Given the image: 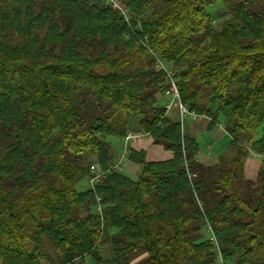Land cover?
<instances>
[{"label":"trees","instance_id":"trees-1","mask_svg":"<svg viewBox=\"0 0 264 264\" xmlns=\"http://www.w3.org/2000/svg\"><path fill=\"white\" fill-rule=\"evenodd\" d=\"M119 3L127 18L109 0H0V264H219L208 227L225 264H264V165L244 175L249 152L264 163V0ZM156 57L207 129L222 125L230 158H196L159 103ZM133 118L172 154L128 148L135 179L106 171V138ZM92 163L104 176L78 190Z\"/></svg>","mask_w":264,"mask_h":264},{"label":"rangeland","instance_id":"rangeland-1","mask_svg":"<svg viewBox=\"0 0 264 264\" xmlns=\"http://www.w3.org/2000/svg\"><path fill=\"white\" fill-rule=\"evenodd\" d=\"M207 11L215 17L214 23L217 26H219V23L221 22V20L226 16L225 12L223 11V5H220V4L218 5L217 3L208 6ZM166 100H168L167 96H166V98L161 99L159 101V103H163ZM171 109L172 108H170V110ZM173 109L175 110V115H174V118H175V116H177V112H176L175 108H173ZM206 118L207 117L204 115H196V116H192V117H190L188 115L184 116L182 131L185 134H187L188 129H190L192 131L193 136L195 137V139L198 143V155H201L200 156L201 158L200 157L198 158V156L196 158H198V160H200L206 164H212V163L216 162L220 156L227 158V159L230 158L231 155L233 154V148L231 147V145L229 143V136L226 133H224L225 131H220V130L215 129V128L212 131L207 130L206 129V120L207 119ZM137 122H138L137 118H133L130 122V129H134L135 125L137 126V124H138ZM106 140L111 143V151H113V149L118 146L117 145L118 138L107 137ZM159 145H161V144H159ZM209 145H211V148H208ZM120 146L118 148L117 153H119L122 150V145H120ZM162 150L165 153L167 152L166 149H162ZM117 153H115V155ZM164 154L153 156V154L149 153L148 159L149 158L150 159H161V158H163ZM248 155L252 156L255 161L258 160V158L260 157L259 154H254L252 152H249ZM245 159H246V157H245ZM244 162H245V160H244ZM123 163H124V168L122 171L126 175H128L129 177L135 179L140 172V166L131 164L130 162H128L126 160V158L123 159ZM262 165H264V163H261L260 166H262ZM244 175H245V171H244ZM87 186H88V181H87V178H85V177L81 178L76 184V187L78 190L85 189ZM204 234H207V232L204 231ZM43 244H44L45 252H47L53 260H56L57 259V252L55 251L53 246L49 243V241L47 240L46 237H43ZM101 254L103 257L110 256V247L108 244L102 243ZM146 255L147 254L143 251H137V252L130 255L129 261L131 263H135V262L139 261L140 259L144 258ZM255 255H258V253Z\"/></svg>","mask_w":264,"mask_h":264},{"label":"built area","instance_id":"built-area-1","mask_svg":"<svg viewBox=\"0 0 264 264\" xmlns=\"http://www.w3.org/2000/svg\"><path fill=\"white\" fill-rule=\"evenodd\" d=\"M111 4L118 8L121 13L127 18V12L120 6L119 0H109ZM155 66L162 71L164 74L165 80L167 82V88L165 91V95L168 97L166 100L164 107H165V114L168 115L170 108H175L177 112V119L181 125L183 126L184 116L188 115L190 117L196 116L197 114L190 110L185 104H183L179 97V91L177 88V80L175 78V67L172 63L165 62L164 60L156 57ZM135 135L132 131H128L122 137V150L117 153L113 159L110 161V165L106 171H122L124 167L123 159L126 158L128 152V143L131 138ZM261 156V155H260ZM105 170H100L95 163L90 164L89 166V176L87 178L88 185L93 189L94 185L101 181L102 177L104 176ZM96 211L101 215L102 213V206L99 202V197H97V203L95 205ZM209 231V239L216 247V254L217 260L219 264H225L224 259L219 252V248L217 246L216 240L214 235L211 233L210 228H207Z\"/></svg>","mask_w":264,"mask_h":264},{"label":"crops","instance_id":"crops-1","mask_svg":"<svg viewBox=\"0 0 264 264\" xmlns=\"http://www.w3.org/2000/svg\"><path fill=\"white\" fill-rule=\"evenodd\" d=\"M163 98H166V96H164ZM165 102L166 101H164L163 104H165ZM174 115H175V110L172 108L169 111L168 116L174 117ZM206 119H207L206 120V129H207V125H208L209 119L208 118H206ZM215 129H218L220 131H224L220 124H218L215 127ZM130 131H132L135 136L129 140L128 148H133L135 150H143L145 152V156H146L147 160H162V159H168V158L171 157L172 154H171L170 151L167 150V152L165 153L162 150L164 148L161 145H159L157 143H154L153 139L150 136H148L147 134L140 133L138 124H137V126L135 125L134 129H130ZM224 133H226V132H224ZM186 135L194 137L193 133H192V131L190 129H188ZM117 145L118 146L113 149V153H114L113 156H115V153H117L119 146L122 145V138H118ZM208 148H211V145H209ZM149 153L153 154V156L154 155L164 154V153L165 154L163 155V158H161V159H150V158L148 159V154ZM197 156H198V158L201 156V155H198V151H197L196 157ZM127 161L130 162L129 160H127ZM130 163L134 164V165H137V164L132 163V162H130ZM261 163H262V156H260L258 158V160L255 161L252 156L248 155L246 157V159H245V162H244V171H245L246 177L251 178V179H255L256 176H257L258 169L261 167L260 166Z\"/></svg>","mask_w":264,"mask_h":264}]
</instances>
